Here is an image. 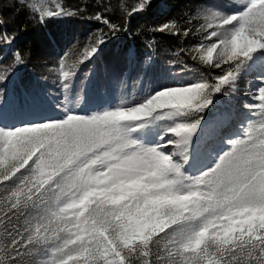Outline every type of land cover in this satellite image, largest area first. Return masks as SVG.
Returning a JSON list of instances; mask_svg holds the SVG:
<instances>
[{
	"label": "snow or ice",
	"instance_id": "snow-or-ice-1",
	"mask_svg": "<svg viewBox=\"0 0 264 264\" xmlns=\"http://www.w3.org/2000/svg\"><path fill=\"white\" fill-rule=\"evenodd\" d=\"M18 3L39 24L88 11ZM153 7L136 0L116 23L97 0L87 19L107 32L74 60L57 57V101L18 78L28 53L15 48L14 17L0 15V264H264V0H205L184 26L155 27L199 36L187 53L219 74L193 77L127 47L105 66L118 103L80 107L91 76L79 68Z\"/></svg>",
	"mask_w": 264,
	"mask_h": 264
},
{
	"label": "trees",
	"instance_id": "trees-1",
	"mask_svg": "<svg viewBox=\"0 0 264 264\" xmlns=\"http://www.w3.org/2000/svg\"><path fill=\"white\" fill-rule=\"evenodd\" d=\"M36 2L46 3L53 7L59 3L69 11L78 7L87 6L88 8L84 16L56 18L45 24H39L31 16L20 10L18 0H0V15L5 18L14 17L9 24V30L12 28L18 30L15 48L19 49L22 54L28 53L24 56L26 66L20 69L18 78L39 80L53 101L63 100V96L59 94L54 71L57 57L62 55L64 51H69L70 59L74 60L76 53L87 41L89 35L101 28L107 32V28L87 19L97 10V0H36ZM204 2L205 0H154L153 8L139 15H134L131 20V31L127 35L121 34L119 39L112 38V43L104 47L93 64L89 65L85 62L79 68V78L82 79L86 72L90 73L91 76L88 87V102L81 103L80 107L93 111L99 107H106L107 104L118 103L119 88L107 91L104 88L105 66L111 64L112 53L127 47L137 52L142 60L146 55H151L158 65L172 70H176V66L182 63L191 70L190 76L193 77L209 78L219 74V70L213 69L210 72L206 66L193 61L187 53V49L199 41V36L190 35L185 38L182 35L170 36L165 33L154 32L155 27L167 19L175 18L181 26H184L188 14L195 8L203 6ZM103 3L111 8L108 14L113 21L123 23L126 17L122 10H126L127 6L136 3V0H103ZM13 8L19 14L13 12ZM149 41L153 42L150 48L147 46ZM181 49H184L185 52L181 53ZM8 63L9 58L0 53V68ZM45 77L47 78L46 81ZM246 80L247 78L241 80L238 85L241 94L247 87ZM131 94L132 89L128 95ZM72 99L75 101V95ZM222 103L221 100L217 101L218 105H222ZM72 107L77 108L75 102ZM48 114L58 115L55 111Z\"/></svg>",
	"mask_w": 264,
	"mask_h": 264
},
{
	"label": "rangeland",
	"instance_id": "rangeland-1",
	"mask_svg": "<svg viewBox=\"0 0 264 264\" xmlns=\"http://www.w3.org/2000/svg\"><path fill=\"white\" fill-rule=\"evenodd\" d=\"M130 89H131V88L128 89V94H129V92H130ZM120 95H121V93H120Z\"/></svg>",
	"mask_w": 264,
	"mask_h": 264
}]
</instances>
